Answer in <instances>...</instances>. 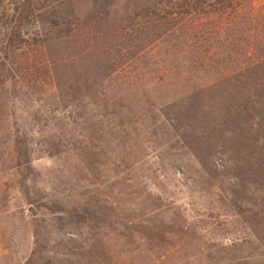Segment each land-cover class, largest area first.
Returning <instances> with one entry per match:
<instances>
[{
    "label": "rangeland",
    "instance_id": "1",
    "mask_svg": "<svg viewBox=\"0 0 264 264\" xmlns=\"http://www.w3.org/2000/svg\"><path fill=\"white\" fill-rule=\"evenodd\" d=\"M17 1L0 0V264L26 263L35 227L34 264H264V0H61L67 26L24 24L42 54L6 35ZM67 63L89 95L66 92Z\"/></svg>",
    "mask_w": 264,
    "mask_h": 264
},
{
    "label": "trees",
    "instance_id": "2",
    "mask_svg": "<svg viewBox=\"0 0 264 264\" xmlns=\"http://www.w3.org/2000/svg\"><path fill=\"white\" fill-rule=\"evenodd\" d=\"M98 1H99V4H101L103 9L107 10L109 8V4L111 0H98ZM196 2H197L196 0H176V2L174 0L173 4L170 3L171 5L170 7L177 8L179 10L188 8L189 9L188 13L190 15L192 14L195 15V13L198 11ZM66 6L68 7L67 3L61 0H50L49 2L48 0H18L10 15L11 21H10V24L8 25V28H6L7 26H5V29L7 31L6 35L16 33L17 34L16 37L20 39V46H19V49L17 48L16 51L23 53L25 50L28 49L26 47H32V48H29V50L35 49V51L39 52L40 54L45 52L47 49L46 48L47 46L45 44H42V42H39V41H37L36 43L34 40H32L31 45L30 44L23 45L25 44V41L21 39L22 37L21 35L23 34V29L26 28L25 23L29 21L34 23L35 37H39V35L42 36V33L44 32V30L54 29L53 26L60 27V26L67 24L65 22V15H64V13L67 14L68 8ZM46 18H48V20H45ZM11 23L14 24L13 27H11ZM8 32H11V33L7 34ZM8 42H11V39L8 38ZM6 56H7L6 51L0 52V62L6 63L7 62ZM67 64H68L69 77L67 78V81H66L68 83L66 92H70V96L76 97V99H79L80 97L83 98L89 95V91L91 90V83H92L90 81V76L88 75L89 72L85 71L83 73L84 78L82 77L78 78V72L74 68L69 66V63ZM64 65L65 67H67L66 64ZM262 80H260L261 84H258L255 88L256 91L260 90L261 93L264 92V79ZM57 87L59 86L57 85ZM57 87L55 86V89ZM255 94H258V92H255L253 95ZM253 95L249 97H252ZM249 97L246 96V97H243L242 99H249ZM198 102H199V99L197 98L195 100H191L187 102L186 106L187 105L189 106L190 104L191 106L193 105L195 106L196 104H198ZM224 105H225V102H224ZM14 149H15V153L17 156L16 169H19L22 161H25L28 164L30 163V158L28 155L29 152H27V150L19 149L18 146H14ZM19 171L21 170L19 169ZM21 184L23 185L22 182ZM21 191H22L23 196L26 198L27 197L26 192L23 190ZM105 199L107 200L108 198H105ZM104 203H106L107 206H111V202L107 201ZM43 206L48 207L47 205H44V204ZM54 214H58V212H54ZM32 235H33V242H34L33 250L31 251L30 256L28 257L25 264H34V262H36L38 258L37 254H38L39 232L36 229V227L33 228ZM67 261H68L67 257L63 258L62 260H60L59 258L58 259L54 258L50 261L45 259L44 264L45 263L59 264L60 262H63L66 264Z\"/></svg>",
    "mask_w": 264,
    "mask_h": 264
}]
</instances>
